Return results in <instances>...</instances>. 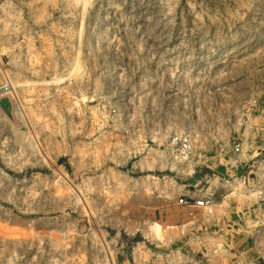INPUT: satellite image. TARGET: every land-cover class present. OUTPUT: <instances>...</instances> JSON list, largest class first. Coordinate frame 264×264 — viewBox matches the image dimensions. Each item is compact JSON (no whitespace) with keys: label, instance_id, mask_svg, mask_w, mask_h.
<instances>
[{"label":"rangeland","instance_id":"rangeland-1","mask_svg":"<svg viewBox=\"0 0 264 264\" xmlns=\"http://www.w3.org/2000/svg\"><path fill=\"white\" fill-rule=\"evenodd\" d=\"M0 264H264V0H0Z\"/></svg>","mask_w":264,"mask_h":264},{"label":"built area","instance_id":"built-area-1","mask_svg":"<svg viewBox=\"0 0 264 264\" xmlns=\"http://www.w3.org/2000/svg\"><path fill=\"white\" fill-rule=\"evenodd\" d=\"M177 146L183 151V153H190L192 150L191 142L188 138L176 137L175 141ZM236 152L241 151V146L235 147ZM211 199L202 197L201 199H187L185 197L180 198V204L186 205L189 208H209L211 206Z\"/></svg>","mask_w":264,"mask_h":264}]
</instances>
